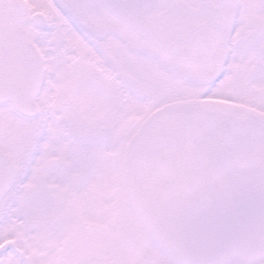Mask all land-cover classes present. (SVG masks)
<instances>
[{
    "label": "snow or ice",
    "instance_id": "6c2138e0",
    "mask_svg": "<svg viewBox=\"0 0 264 264\" xmlns=\"http://www.w3.org/2000/svg\"><path fill=\"white\" fill-rule=\"evenodd\" d=\"M0 264H264V0H0Z\"/></svg>",
    "mask_w": 264,
    "mask_h": 264
}]
</instances>
